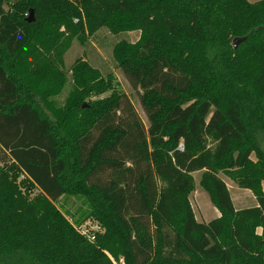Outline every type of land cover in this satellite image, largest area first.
<instances>
[{"label":"trees","instance_id":"1","mask_svg":"<svg viewBox=\"0 0 264 264\" xmlns=\"http://www.w3.org/2000/svg\"><path fill=\"white\" fill-rule=\"evenodd\" d=\"M101 29L139 31L112 59L147 126L111 73L62 67ZM261 136L264 0H0V264H264ZM219 173L257 204L235 209ZM66 196L88 212L71 221ZM89 217L94 242L76 229Z\"/></svg>","mask_w":264,"mask_h":264},{"label":"rangeland","instance_id":"2","mask_svg":"<svg viewBox=\"0 0 264 264\" xmlns=\"http://www.w3.org/2000/svg\"><path fill=\"white\" fill-rule=\"evenodd\" d=\"M248 1L252 3L259 0ZM26 17L33 20L34 12H28ZM138 37L139 31L136 30L128 33H119L113 35L106 29H101L96 33L95 37H90L85 44H80L76 41H73L72 45L63 55L62 67L64 69H69L77 58H82L86 60L91 67L98 69L103 76L111 73L117 82V88L131 99L137 115L145 124V126H147V118L140 105L138 96L134 94L129 82L124 77L120 69L115 66L112 59V47L114 43L124 38L134 42L138 39ZM73 87L72 80L69 76L62 92L53 98L57 106L64 105ZM105 95H108V93H105L99 97H103ZM261 138L262 139L260 143L264 148V136H261ZM251 157L254 159V155H251ZM200 174L201 172H194L192 174L195 182V190L190 194L189 200L196 220L208 221L214 217L213 215L216 214L217 211H215L216 209L212 207L207 193L199 185ZM218 175L227 183L234 207L237 209H243L247 207H253L257 204L254 196L248 189L239 188L232 180L222 173H219ZM55 204L64 214L67 215L71 221L77 219L80 213L88 212L89 210L88 202L82 197L66 196L56 201ZM88 219L93 221V224L97 223L92 217L87 218V220ZM257 231L259 232L260 229H257Z\"/></svg>","mask_w":264,"mask_h":264},{"label":"built area","instance_id":"3","mask_svg":"<svg viewBox=\"0 0 264 264\" xmlns=\"http://www.w3.org/2000/svg\"><path fill=\"white\" fill-rule=\"evenodd\" d=\"M179 149H183L182 144H179ZM93 221L86 220L82 224L76 226V229L79 231V233L84 236L88 241L94 242L95 237L97 233L102 232L101 227L98 225V223L93 224ZM118 264H123V261L120 260Z\"/></svg>","mask_w":264,"mask_h":264},{"label":"water","instance_id":"4","mask_svg":"<svg viewBox=\"0 0 264 264\" xmlns=\"http://www.w3.org/2000/svg\"><path fill=\"white\" fill-rule=\"evenodd\" d=\"M32 12V10H30V13ZM29 21L31 20V18L28 19ZM244 40V37L243 38H235L233 39V42H232V45L233 47H236L238 43H240L241 41Z\"/></svg>","mask_w":264,"mask_h":264},{"label":"crops","instance_id":"5","mask_svg":"<svg viewBox=\"0 0 264 264\" xmlns=\"http://www.w3.org/2000/svg\"><path fill=\"white\" fill-rule=\"evenodd\" d=\"M223 181H224V180H223ZM224 182H225V181H224ZM225 183H226V182H225ZM226 185H227V183H226ZM212 207H214V206L212 205ZM214 208H215V207H214ZM215 209H216V208H215ZM235 209H237V208L235 207ZM215 211H217V212H216V214L213 215L214 217H212V218H215V217H218V216H219V212H218V210L216 209ZM212 218H211V219H212ZM208 221H209V220H208ZM204 222H206V221H204Z\"/></svg>","mask_w":264,"mask_h":264}]
</instances>
